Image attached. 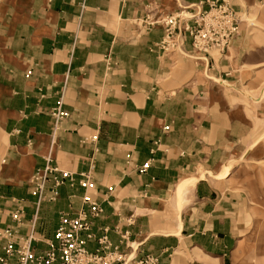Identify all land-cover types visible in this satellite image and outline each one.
<instances>
[{
	"label": "crops",
	"instance_id": "0c3cea01",
	"mask_svg": "<svg viewBox=\"0 0 264 264\" xmlns=\"http://www.w3.org/2000/svg\"><path fill=\"white\" fill-rule=\"evenodd\" d=\"M206 1H11L0 21V229L32 231L48 252L62 214L86 209L78 180L90 172L103 208L90 253L107 237L116 264H232L241 196L217 175L252 124L236 91L211 80L238 84L247 29L206 57L188 34L183 53L165 50V27L146 23ZM59 105L69 117L55 132ZM46 165L77 181L37 208L31 179Z\"/></svg>",
	"mask_w": 264,
	"mask_h": 264
},
{
	"label": "built area",
	"instance_id": "2783aa9c",
	"mask_svg": "<svg viewBox=\"0 0 264 264\" xmlns=\"http://www.w3.org/2000/svg\"><path fill=\"white\" fill-rule=\"evenodd\" d=\"M192 19V23L190 20ZM146 23L163 25L166 31L167 41L164 49L174 47L172 43L175 30L181 26V31L193 39V46L196 52L206 54L207 51H214L223 54L233 46L235 40L241 33V22L236 17L228 0H223L219 9H215L211 18L206 17L202 12L192 14L190 17L181 15H166L157 19H146ZM183 25V26H182ZM176 44V43H175ZM54 117L55 132L59 131L63 121L69 114L59 105L52 112ZM93 138L92 140H95ZM150 163L143 165L139 171L146 172ZM75 175L59 167L46 165L45 168L35 172L31 179L32 195L37 198V208L44 202L57 201L59 188L66 185H74ZM78 185L85 191L83 203L86 209L75 216L62 214L60 225L55 233V243L50 244V249L44 254H37L34 242V233L31 231L26 237H21L14 227L0 229V264H116L121 257L116 252L107 251L109 242L107 237L99 239L104 252L90 253L87 242L94 238L91 233V218H98L102 212V206L93 199L91 192L95 190V182L91 173L80 174ZM113 189H110V193ZM23 210H18L13 218L21 222ZM34 225H32L33 229ZM87 233L86 238L83 234ZM15 261L16 263H13Z\"/></svg>",
	"mask_w": 264,
	"mask_h": 264
},
{
	"label": "rangeland",
	"instance_id": "374dc122",
	"mask_svg": "<svg viewBox=\"0 0 264 264\" xmlns=\"http://www.w3.org/2000/svg\"><path fill=\"white\" fill-rule=\"evenodd\" d=\"M11 1L0 0V21ZM228 2L241 22V27L247 29L245 34L248 49L246 57L237 66L240 73L236 86L221 78H213L211 81L226 91H236L238 102L246 105L252 128L241 145L243 150L221 169L222 172L217 177H229L230 186L241 196L238 208L239 241L232 255V264H264V0ZM222 3L223 0H207L206 9H201L200 6V9L195 7L199 10H194L193 6H188L173 15L190 17L200 11L211 18ZM190 22H193L192 19ZM174 34L173 53H183L186 33L179 26ZM215 53L219 54L207 51L205 55L209 57Z\"/></svg>",
	"mask_w": 264,
	"mask_h": 264
}]
</instances>
